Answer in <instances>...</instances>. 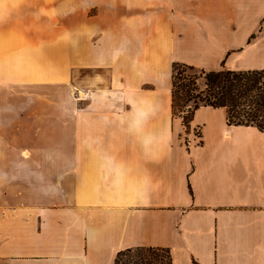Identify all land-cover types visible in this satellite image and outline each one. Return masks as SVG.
Instances as JSON below:
<instances>
[{
    "label": "crops",
    "instance_id": "obj_1",
    "mask_svg": "<svg viewBox=\"0 0 264 264\" xmlns=\"http://www.w3.org/2000/svg\"><path fill=\"white\" fill-rule=\"evenodd\" d=\"M174 63L264 70V0H0V264H264V132Z\"/></svg>",
    "mask_w": 264,
    "mask_h": 264
},
{
    "label": "trees",
    "instance_id": "obj_2",
    "mask_svg": "<svg viewBox=\"0 0 264 264\" xmlns=\"http://www.w3.org/2000/svg\"><path fill=\"white\" fill-rule=\"evenodd\" d=\"M203 81V87L198 80ZM173 115L180 103H192L184 117L189 123L193 113L200 107L223 108L227 124L254 126L264 132V70L231 71L221 69L206 72L185 64L174 63L171 76ZM164 249H126L116 254L113 264H160L157 254Z\"/></svg>",
    "mask_w": 264,
    "mask_h": 264
},
{
    "label": "rangeland",
    "instance_id": "obj_3",
    "mask_svg": "<svg viewBox=\"0 0 264 264\" xmlns=\"http://www.w3.org/2000/svg\"><path fill=\"white\" fill-rule=\"evenodd\" d=\"M198 84L200 85V87L202 88L203 87V81L200 79L198 80ZM186 107L183 108V104L180 103V106L176 111H175V115L176 117H179L182 119V124H184L188 130H189V127H188V122L187 120L184 121V117H189V114L187 113V111L189 110L190 107H192V103H187V104H184ZM157 259L159 260L160 264H169V261H168V256L165 252H160L157 254Z\"/></svg>",
    "mask_w": 264,
    "mask_h": 264
},
{
    "label": "built area",
    "instance_id": "obj_4",
    "mask_svg": "<svg viewBox=\"0 0 264 264\" xmlns=\"http://www.w3.org/2000/svg\"><path fill=\"white\" fill-rule=\"evenodd\" d=\"M183 129L186 132L184 143L187 147H190L192 142L199 143L200 130L198 127L192 131H189L188 128L183 124Z\"/></svg>",
    "mask_w": 264,
    "mask_h": 264
}]
</instances>
